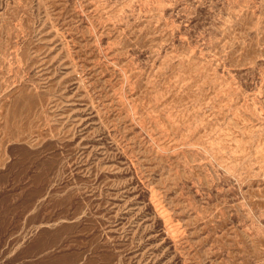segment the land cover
Instances as JSON below:
<instances>
[{"label":"rangeland","instance_id":"rangeland-1","mask_svg":"<svg viewBox=\"0 0 264 264\" xmlns=\"http://www.w3.org/2000/svg\"><path fill=\"white\" fill-rule=\"evenodd\" d=\"M0 264H264V0H0Z\"/></svg>","mask_w":264,"mask_h":264}]
</instances>
